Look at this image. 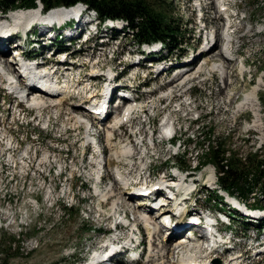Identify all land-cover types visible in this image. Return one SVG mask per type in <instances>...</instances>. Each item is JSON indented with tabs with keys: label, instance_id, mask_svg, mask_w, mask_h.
Here are the masks:
<instances>
[{
	"label": "rangeland",
	"instance_id": "374dc122",
	"mask_svg": "<svg viewBox=\"0 0 264 264\" xmlns=\"http://www.w3.org/2000/svg\"><path fill=\"white\" fill-rule=\"evenodd\" d=\"M148 1L151 3H159L161 6H164L167 10L168 16L172 18L173 23L180 26L181 31H185L186 34L178 50L179 54L184 55L190 51V49H196V51H198L200 47H202V45L200 46V43L203 41L202 37H199V39L196 40H191L193 34L192 27L194 24V15L190 10V4L189 6L187 5V0ZM211 1L212 0H209L208 2ZM234 5L242 10V17H244V20H239V22H237L238 29L234 32V37L231 36L232 47L234 51H239L244 60H241L240 62L237 61V58L239 57H237L233 62L227 59L230 63L228 77L221 76L220 73L217 72L222 80L219 77L215 79L213 78L212 81H209L205 86L203 83H199L200 87L206 91L205 93H192V100L196 103L195 105L199 107L200 115L203 117L198 125L194 123L192 124V127L187 129L190 125L181 120L182 114L180 113L179 115H176L181 129L180 134L182 138L180 140L185 141L189 135H194L196 138L195 142H185L189 143L185 152V163L175 162V164L178 165L190 163L191 167L188 170H192V166L198 161H204L207 163V149L203 148L201 151V147H203L200 145L202 143V140L200 139L201 133L207 134L209 131H215L214 135L216 138L222 137L220 139V143L225 144L226 149H234L236 155L238 156L251 152L262 138L259 133H256L257 131L254 132L255 130L248 132L245 131L244 128H248L245 123L250 121L247 125L249 126V124H251L253 114L250 112V115L246 109L238 110L237 108L236 111V106H238V103L243 100L244 94L251 88L252 85L259 82L261 89V86L264 83V77L263 80L262 78H259L262 75L261 72L264 71V32L257 34L259 33L258 29H264V0H235ZM214 14V11L210 10V13L207 16L208 22L212 25L215 24L219 27L222 26L221 22L212 19ZM253 23L255 24V28H253L251 32H248ZM196 33L197 32L194 34L195 37L198 36ZM236 37L238 38L237 43L234 41ZM190 44L191 48L189 49ZM57 45L59 46V44ZM204 45L205 44H203V46ZM229 55L232 56L231 54ZM209 57L210 56H207V58ZM213 57L218 60H213ZM213 57L211 59L212 61L210 60L211 64L208 68L202 70L203 73L206 71L212 72L209 68L214 61L221 62L222 60H225V56H223V58L220 54L214 55ZM242 62H245V64L249 66H245ZM238 66L240 74L243 75L244 70L246 69L248 71L250 70L251 75L254 74V77L251 79L249 75H246L243 78L242 75L238 73ZM1 79L2 78H0V126L4 125L7 131L14 129L19 134L33 132L34 130L37 131L38 129L35 128V126L29 128L25 124H18L16 126L10 124L12 120L10 114L15 106V101L13 97L7 96L6 93L3 92L4 85L2 82L4 79ZM250 79L252 82L249 83ZM256 80L257 82L254 83ZM227 84L228 86L226 88ZM222 87L223 89L226 88V90L218 93L219 89ZM223 92L227 94H223ZM230 94L231 96L234 94V96L231 101V105L226 107V102H224V100H228V102H230ZM2 97H4V103L1 100ZM258 99V107L264 124V105L262 104L264 103V86L258 93ZM20 107L24 112H27V109L23 105ZM48 110L49 109L43 112V117L47 115ZM235 112H240L238 113L240 118L235 119V117H237ZM32 114V112L30 113V111H28V115ZM192 114L193 113L189 116H192ZM32 123L35 124V120ZM201 123H203L202 127ZM184 133H187V135L183 136ZM70 140H72V137H70ZM194 158L197 159V162H195L196 159ZM144 159L145 157L142 158L141 163ZM119 160L124 159L120 158ZM163 167V163H155L153 165V172L155 173L159 171V173H163ZM207 167L208 165L205 166V182H207L206 180L208 179L206 178L207 174L213 170L212 167ZM21 170V168L13 169L7 166L3 168V171L0 173V176L5 177V179L12 177L11 183H9L6 187L0 188V264H71L78 259H84L83 254L78 255V253L85 251L86 244H97L98 238L102 236V227L106 226V214H104V210L100 209V207H97L99 210L96 208L94 210L96 203L94 196L90 192L91 190H87L89 184L82 187L79 180H75L73 182V186H75V193L78 190V186L80 187L79 191L83 200L81 198L79 200L74 198L72 200L73 207L71 210L65 211L64 202H54L53 200L51 201L50 197H48L49 195L46 196V190L51 188V185L48 184L45 189H41L40 185L42 183L44 173L45 175H49L46 168L37 166L33 163L31 168V180L34 183V188H36V198L38 203L36 208L32 209L29 207V198H27L28 193L20 191V184L22 182V179L20 178ZM202 171L203 168L201 169V172ZM168 173L172 172L168 171ZM67 176H69L68 172ZM53 182L55 181H52V185L56 186V183ZM207 183L209 184V182ZM200 189L203 191L205 190V188ZM61 194V190L57 187L55 197H58ZM208 194L209 192L205 193V196ZM114 195L116 194L114 193ZM97 196L100 197V194H97ZM5 199L10 200L11 202L10 207H6V209L4 208V202L2 201ZM100 199L101 202L104 200L102 197H100ZM68 202H70V199ZM109 202H111V200ZM120 205L121 203L118 206ZM128 205L130 204L127 203V206ZM120 207L122 208V206ZM10 208H12L13 211L5 213V211ZM110 208L109 203L107 204V210L105 213L108 214L110 212ZM95 211L98 212L99 215L102 213L104 214L102 217L103 219L100 231H97L99 220L96 219ZM84 213L87 215H84ZM135 213L139 214L137 212ZM159 241L162 240H157V242ZM72 253L75 254L72 255Z\"/></svg>",
	"mask_w": 264,
	"mask_h": 264
},
{
	"label": "trees",
	"instance_id": "16d2710c",
	"mask_svg": "<svg viewBox=\"0 0 264 264\" xmlns=\"http://www.w3.org/2000/svg\"><path fill=\"white\" fill-rule=\"evenodd\" d=\"M37 0H0V8L7 9L13 6L31 7ZM43 7L55 5H74L84 2L97 11L102 18H122L130 25L138 27L137 36L141 41L158 40L170 37L178 26L172 23L167 10L159 3L148 0H38ZM136 23L134 24V22ZM227 150L221 146L212 149L209 159L215 165L218 175V184L230 194L247 199L256 189L264 193V163H258L255 156L249 157L248 163H239L231 152L226 158ZM255 206L260 207L258 203ZM254 207V206H253Z\"/></svg>",
	"mask_w": 264,
	"mask_h": 264
},
{
	"label": "bare ground",
	"instance_id": "6f19581e",
	"mask_svg": "<svg viewBox=\"0 0 264 264\" xmlns=\"http://www.w3.org/2000/svg\"><path fill=\"white\" fill-rule=\"evenodd\" d=\"M76 10H78L77 7L72 8V9H70L67 12H65V11H59L58 12V13H60L59 14V17L62 14H64V13H71V12L76 11ZM23 11H25V10H23ZM23 14L25 15V19L26 20H29V18L34 17L37 14V12L28 11V12H24ZM251 31H252V29H249L248 30V32H251ZM232 37L230 36L231 42H232ZM234 41L237 43L238 42V38L236 37L234 39ZM225 47L228 49V44H226ZM220 56L223 57L222 54H220ZM211 59H212V57L210 56L209 59H205L204 62H201L200 63V66L198 68H196L193 71V73L190 74V75H188L185 79H189V78H193L194 79V77H197L198 78L200 75L197 74V73H199L203 69H207L208 66L211 64V61H212ZM0 62H1L0 64H3L5 66H8L7 61H5L3 59V57H2V52L1 51H0ZM242 63H244V62H242ZM229 65H230V63H229V61H227V59L222 60L221 62H215L214 61L213 64L211 65V67L209 68V70L212 71V72H216V73L219 72L221 76L228 77ZM11 70H12V68H11ZM194 74H195V76H194ZM189 76H191V77H189ZM0 78L3 79L4 78V75L2 74V77H0ZM259 90H260V83L259 82L257 84L252 85L251 88L244 94L243 100H241L239 102L237 108H238V110H245V109L246 110H249L253 114L252 115L251 124H249L248 128H250L252 130H255L257 132L262 131L264 133V125H263V122H262V119H261L260 109L258 107L259 106L258 105L259 104V100H258ZM49 91H51V90H49ZM34 96H35L34 98H37V99H34L33 98V100L31 101V105L35 106V108H38L39 107L40 113H42L43 110L47 109L48 107H50L52 105V103L47 104V102L45 101V100H47L46 97H42V96L38 97V95H35V94H34ZM52 101L54 102L53 104H56L57 103V101H55V100H52ZM43 105H46L47 107H45V106L43 107ZM131 152H132V154H131ZM146 154H147V152L144 151V150L138 151L136 149L134 150V149H131V148H128V147L127 148L126 147H124V148H118L117 150H115V151L112 152V155L113 156H116L119 159L120 158L121 159H124L126 161L128 160V158H131L132 156H137V155L140 156L141 158H143V157L146 156ZM168 178H170L171 180H173L171 178V175H169ZM206 178H208L206 181L209 182V184L211 185L212 180L215 179L214 171L212 170L209 174H207V177ZM177 187L184 189L186 186L184 187V184H180ZM189 188H190V186H189ZM111 189H112V187L111 188H108L107 190L108 191H111ZM186 189H188V188H186ZM140 192H142L141 189L135 191V193H140ZM110 195H114V191L113 190L110 192ZM100 197H102L104 199H107V198H109L111 196H107L106 194H101L100 193ZM119 199H120V197L119 196H116V199L113 200L112 203H111V205H110L111 209L113 210V214L112 215H114L115 212H118L119 211V210L117 211V207H119L118 205L121 203L119 201ZM234 204L236 205V203H234ZM239 209H240V211L244 212V209H243L242 206H240ZM97 210H99V209H97ZM134 210H135L134 213L135 212L139 213V214H136L135 213V218L138 221V223H140V224L143 225V227L147 231L148 235H150V234L152 235L153 241L151 243H149V250L151 251L153 249L154 244H161L162 245L161 247L164 248L165 250L168 249V248H170L169 245H168V242L164 238H163L164 240L157 242V240H159V236H158L159 232H158V226L155 223V220H156V217L158 215H160V213L159 212L155 213L154 214L156 216L155 218L150 217V216L144 214L145 211H143L140 208V204L137 205L134 208ZM254 214H257V213H254ZM254 214H253V216H254ZM192 245H193V248H196L197 246H199V242L193 241L192 242ZM156 253H157V251H156ZM185 256H187L189 258H199V255L198 254H193V251L192 250H189L186 253ZM203 260H207V258H205ZM146 264H159V262L153 261L152 259H149V260H147Z\"/></svg>",
	"mask_w": 264,
	"mask_h": 264
}]
</instances>
